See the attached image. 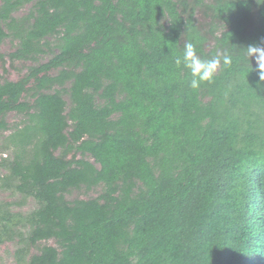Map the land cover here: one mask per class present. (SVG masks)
<instances>
[{
	"label": "trees",
	"instance_id": "obj_1",
	"mask_svg": "<svg viewBox=\"0 0 264 264\" xmlns=\"http://www.w3.org/2000/svg\"><path fill=\"white\" fill-rule=\"evenodd\" d=\"M8 38L35 64L0 84V133L25 118L0 189L35 202L0 200L16 264H264V81L242 51L264 0H0ZM186 41L233 62L194 90Z\"/></svg>",
	"mask_w": 264,
	"mask_h": 264
},
{
	"label": "rangeland",
	"instance_id": "obj_2",
	"mask_svg": "<svg viewBox=\"0 0 264 264\" xmlns=\"http://www.w3.org/2000/svg\"><path fill=\"white\" fill-rule=\"evenodd\" d=\"M32 4L25 6L16 16L20 17L26 15L30 12ZM16 50L15 44L12 39L8 38L4 40L0 45V84L6 80L17 81L23 78L29 72V68L34 64L32 61L26 60H14L11 61L9 54ZM52 54H45L39 56L40 62H46L50 59ZM56 89H59L57 87ZM69 101L68 97H66ZM25 118L17 114H11L7 116L6 120L10 126V130L0 133V157L1 150L3 146V139L5 136L9 135L11 130L15 128L17 124H20ZM100 193V189H95L93 191H86L85 189L72 190L67 194L69 200L75 199H88L97 197ZM0 200L6 202H12L14 205L12 209L16 212H27L35 207V202L32 199L22 200L20 196L11 194L7 190L0 189ZM53 245L55 246L54 241H49L48 243H43V245ZM17 245L15 242H6L0 245V264H16L14 253L16 251ZM37 249H33L32 253H37Z\"/></svg>",
	"mask_w": 264,
	"mask_h": 264
},
{
	"label": "clouds",
	"instance_id": "obj_3",
	"mask_svg": "<svg viewBox=\"0 0 264 264\" xmlns=\"http://www.w3.org/2000/svg\"><path fill=\"white\" fill-rule=\"evenodd\" d=\"M242 51L247 57L249 64L251 59H255L259 80L264 81V44L249 45ZM232 62L233 57L227 51L222 56L217 55L210 59L201 58L197 53L196 45L191 41L184 43L182 54L176 56L174 60L178 69L190 74L189 86L194 90L199 89L204 83H212L217 73L223 67L230 66Z\"/></svg>",
	"mask_w": 264,
	"mask_h": 264
}]
</instances>
